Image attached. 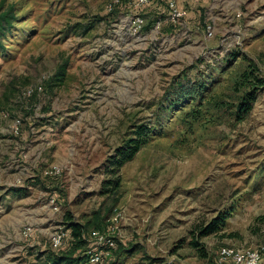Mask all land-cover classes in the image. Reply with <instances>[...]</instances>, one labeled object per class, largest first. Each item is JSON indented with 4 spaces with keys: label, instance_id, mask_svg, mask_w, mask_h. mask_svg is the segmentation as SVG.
<instances>
[{
    "label": "rangeland",
    "instance_id": "rangeland-1",
    "mask_svg": "<svg viewBox=\"0 0 264 264\" xmlns=\"http://www.w3.org/2000/svg\"><path fill=\"white\" fill-rule=\"evenodd\" d=\"M108 1L0 0L15 18L0 49V264L68 252L66 214L89 224L95 264H202L191 240L208 261L222 246L258 244L264 85L243 119L233 114L249 88L240 74L250 65L264 80V0H175L187 17L158 30L162 2L112 14ZM133 14L144 20L138 35ZM141 124L147 141L117 171L114 203L99 193L108 159ZM217 217L219 230L195 239Z\"/></svg>",
    "mask_w": 264,
    "mask_h": 264
},
{
    "label": "trees",
    "instance_id": "trees-1",
    "mask_svg": "<svg viewBox=\"0 0 264 264\" xmlns=\"http://www.w3.org/2000/svg\"><path fill=\"white\" fill-rule=\"evenodd\" d=\"M131 0H121L120 4L115 6L111 13L120 11L122 7H128ZM163 3V2H162ZM164 4V3H163ZM124 5V6H123ZM165 6V4H164ZM10 9H1L0 10V49L3 48V40L5 35L10 32L11 27L13 26L14 16L10 13ZM171 26L170 24H167ZM91 26H86L85 29H90ZM252 67V66H251ZM256 68H250V65L245 69L241 74V80L249 82V88L243 91L237 98L234 105V114L236 120L243 119L251 110L252 102L255 99V93L261 89L264 85V80L255 75ZM62 74V69L60 74ZM166 118V110L158 109L155 119L156 124L162 123ZM149 134V127L146 125H138L134 131L131 133V136L124 140L122 144L116 149L115 154L108 159V165L110 169V177L106 180H103L101 183L99 193L106 197L113 198V202H117L119 199V168L131 160L133 156L137 153L142 145L147 141V136ZM65 228L68 232L69 237L71 238V248L66 253L51 254L48 257V264H88L89 255L87 253L88 241L85 238V235L88 236L86 229L89 224H81L74 222L71 215L66 214L64 216ZM103 221V217L100 216L99 210L94 213V218L92 219L93 227L96 229L99 228L100 222ZM219 221L220 218L211 219L206 225L200 226L195 231V239L205 237L212 233H215L219 230ZM193 233V232H192ZM194 234V233H193ZM191 245L193 248L198 250V255L203 258V260H208L209 258L203 251L199 250V244L191 240ZM128 251V250H127Z\"/></svg>",
    "mask_w": 264,
    "mask_h": 264
},
{
    "label": "built area",
    "instance_id": "built-area-1",
    "mask_svg": "<svg viewBox=\"0 0 264 264\" xmlns=\"http://www.w3.org/2000/svg\"><path fill=\"white\" fill-rule=\"evenodd\" d=\"M156 1L163 2L165 4V17L163 19L158 18L154 22L153 29L158 30L162 23L170 25H178L184 22L187 17V11L185 8L177 5L175 0H131L129 3V8L131 11L144 8ZM190 2L192 5H197L200 0H184ZM121 0H109L105 4V9L111 11L115 6L120 4ZM143 18L139 14H133L129 31L131 35H138L142 26ZM208 35H211L210 27H206ZM30 91H27L29 94ZM49 173L55 174L56 170L53 167ZM118 215L112 218L111 222L116 221ZM110 228H112L110 226ZM24 235L29 233V229H24ZM65 232L57 230L50 235V242L53 246H59L62 239L64 238ZM98 245L105 246L107 248H112L114 245L113 238H104L103 236L98 237ZM89 260L88 263L95 264L98 263L101 257L100 250L89 249L88 250ZM202 264H264V237L263 239L254 246H222L218 248L215 256L211 261L206 260Z\"/></svg>",
    "mask_w": 264,
    "mask_h": 264
}]
</instances>
